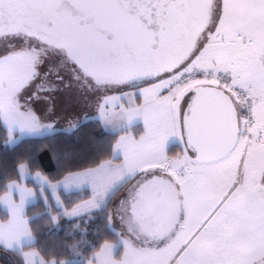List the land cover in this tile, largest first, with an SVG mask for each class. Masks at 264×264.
I'll use <instances>...</instances> for the list:
<instances>
[{
  "label": "snow or ice",
  "instance_id": "6c2138e0",
  "mask_svg": "<svg viewBox=\"0 0 264 264\" xmlns=\"http://www.w3.org/2000/svg\"><path fill=\"white\" fill-rule=\"evenodd\" d=\"M0 37L19 48L0 55L5 146L17 143V129L54 131L23 96L33 84L55 90L44 87L53 61L96 92L120 93L96 101L106 126L127 131L143 118L140 139L125 135L113 148L120 163L101 161L56 185L35 177L42 190L91 186L67 216L106 207L136 181L117 208L126 232L101 246L96 264H264V0H0ZM170 144L182 146L172 157ZM18 173L30 175L26 164ZM5 188L0 247L37 264L39 253L23 251L35 242L24 206L36 193L16 181Z\"/></svg>",
  "mask_w": 264,
  "mask_h": 264
},
{
  "label": "trees",
  "instance_id": "16d2710c",
  "mask_svg": "<svg viewBox=\"0 0 264 264\" xmlns=\"http://www.w3.org/2000/svg\"><path fill=\"white\" fill-rule=\"evenodd\" d=\"M119 133L106 131L98 118L87 119L72 130H58L44 136H24L16 144L5 146L8 136L0 126V195L10 181L19 180L18 168L26 164L31 171H41L56 180L66 173L95 166L114 159L113 145ZM180 146L169 147L174 155ZM32 184V181L28 180ZM123 186L107 201V206L68 218L61 208L51 206L40 197L26 209L35 237L32 244L46 260L62 261L72 257L75 264H86L105 241H116L118 234L107 227L115 198ZM87 191L62 194L65 207L87 197ZM2 218L7 213L0 207ZM55 218V219H53ZM75 245V247H73ZM3 264H24L21 255L0 248Z\"/></svg>",
  "mask_w": 264,
  "mask_h": 264
},
{
  "label": "rangeland",
  "instance_id": "374dc122",
  "mask_svg": "<svg viewBox=\"0 0 264 264\" xmlns=\"http://www.w3.org/2000/svg\"><path fill=\"white\" fill-rule=\"evenodd\" d=\"M17 45H18V41L16 40H13L11 38L0 37V55L6 54L5 49L13 50V48H15L16 50H19ZM55 65L56 62L53 61V68L50 74L48 75V77L46 78V80L44 81L45 88H51L54 86L55 90L38 92L36 85L33 84L31 88H29L23 93L24 99H28V97H32V100L28 106L40 117L41 123L52 125L54 128L53 132H55L58 130H65V131L72 130L75 127H77V125H79L81 122L87 119H93V118L99 119V111L96 104L97 99L102 100L104 95L116 96L113 95L115 91L103 92V90H101L99 92H96L90 89L87 84L77 81L72 75L71 70L69 68L56 67ZM57 76H61L63 77V79L59 80L57 79ZM36 83H39V81H37ZM34 92H37V95L33 96ZM85 113H87V117H88L87 119L83 118ZM77 118L80 119L77 120ZM73 123L76 124L75 127H72ZM14 135L18 136L19 139L24 136H36L29 134L27 132L21 133L19 129L16 130ZM181 147L182 146H180V150L178 152L181 151ZM169 156L172 157L175 156V154ZM36 174L37 173L33 174L32 176L33 179H35ZM19 180H14V181H19ZM10 182H8V184ZM135 182H136L135 180H131L126 185H124L123 189L119 191L117 197L114 200L111 209L110 223L112 227L115 229L117 234H120L121 232H126V226L121 223L120 220L121 213L117 212V208L120 206L121 199L124 198L128 189ZM4 193H2L0 196H3ZM49 209L50 208H48V210ZM4 211L8 214L6 210ZM124 238H127V236L125 235ZM116 241H105L104 243L106 242L115 243ZM94 254L92 255V259L89 260L87 264H89L90 261H92V264H96V262L93 260ZM123 255H124V247L121 245L119 247V250L113 253L112 258L116 260H120L123 257Z\"/></svg>",
  "mask_w": 264,
  "mask_h": 264
},
{
  "label": "crops",
  "instance_id": "0c3cea01",
  "mask_svg": "<svg viewBox=\"0 0 264 264\" xmlns=\"http://www.w3.org/2000/svg\"><path fill=\"white\" fill-rule=\"evenodd\" d=\"M146 86L147 85H142V87H146ZM130 91H132V90L131 89H123V92H130ZM113 95L118 96V95H120V93L119 92H115V93H113ZM119 103H122L125 106H127V104H128L127 97H125L124 100L119 101ZM142 103H143V97H140L139 99L135 100V104L136 105H140ZM185 105H186V102L184 103V107H185ZM99 121L101 122L102 126L104 127V129L106 131H109V132H112V133H119L116 141L114 142L113 148L115 147V145H116L117 141L120 139V137L125 136V135H131L135 140H139L140 137H141V135H143V133L145 131L144 121H143V118L142 117H133L132 122H131V125L127 128V131L122 130L123 129V126H121V129L120 130H117V129L113 128L111 125L106 126L104 124L103 120H101L100 118H99ZM171 145L172 144H170L169 147ZM122 159H123V155L121 154V156H120L119 159H110V160H105V161H112L113 163H120L122 161ZM95 166L88 167V168H93ZM88 168H85V169H88ZM85 169L75 170V171H71V172H81V171H83ZM27 172L30 174L28 178H25V179H21L20 178V180L19 181H16V182L24 185L28 189H32L36 193V196L31 200V202H26L25 203V206H24V218L28 221V227H29L30 230H31V227H30V224H29V217L26 215V207L29 204L35 202L38 198L41 197L43 199V201L46 203V206L48 208H50V209H51V206H55V207L62 208L60 212L64 215L65 212H71L72 209L76 205L81 204V203L89 200L90 197L92 196V190H91V186L90 185H80L78 188H72L70 190L69 189H65L63 187V185H59L55 189H53L51 187H47L44 190H42L40 183L36 179H33L32 178L33 174L40 173L41 176L47 177V179L50 181L51 184L56 185L58 181H62L64 179V177L68 173H70V172L66 173L64 176H62L61 178L56 179V180L50 179L45 173H43V172H41L39 170H37L35 172H32V171L30 172L28 166H27ZM27 180H31L33 183L32 184L27 183ZM126 184H124V185H126ZM124 185H123V187H124ZM77 191H80V192L81 191H87L88 195H87V197H85L84 199H82V200L74 203L70 207H63L64 206L63 205L64 203H63L62 194H64V193H70V192H77ZM13 198H14V200L17 203H19V200H20L19 193H16ZM1 207H2V209L6 210V207L3 204H1ZM92 210H94V209H91L89 211H92ZM89 211L82 212L79 215H82V214L87 213ZM79 215H75V216H79ZM65 216L68 217V218L75 217V216H67V215H65ZM8 219H9V214L7 215V217L5 219L2 218L1 215H0V222H4V221H6ZM0 248H2V247H0ZM100 248H101V246H100ZM99 249L96 252H98ZM9 251H12V250H9ZM23 251L24 252H33V251H35V252L39 253V258H43L44 260H46L43 257V255L41 254L40 250L38 248H36V247H33L32 244L30 246L25 247L23 249ZM21 257H22V255H21ZM39 258H37V264H38V259ZM22 260H23V257H22ZM46 261H52V260H46ZM23 263H24V260H23Z\"/></svg>",
  "mask_w": 264,
  "mask_h": 264
},
{
  "label": "water",
  "instance_id": "95a60500",
  "mask_svg": "<svg viewBox=\"0 0 264 264\" xmlns=\"http://www.w3.org/2000/svg\"><path fill=\"white\" fill-rule=\"evenodd\" d=\"M191 95H193V94H189L188 95V97H187V101H190L191 100ZM185 108H187V102H186V105H185ZM191 154H192V156H193V158H194V153H192V152H190ZM0 264H2V263H0Z\"/></svg>",
  "mask_w": 264,
  "mask_h": 264
},
{
  "label": "flooded vegetation",
  "instance_id": "af4514ba",
  "mask_svg": "<svg viewBox=\"0 0 264 264\" xmlns=\"http://www.w3.org/2000/svg\"><path fill=\"white\" fill-rule=\"evenodd\" d=\"M2 40H4V39H2ZM2 40H1V41H2Z\"/></svg>",
  "mask_w": 264,
  "mask_h": 264
}]
</instances>
